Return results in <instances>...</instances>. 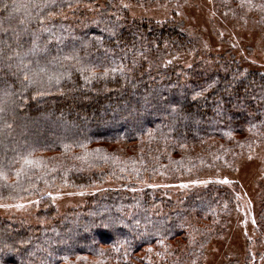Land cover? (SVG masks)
<instances>
[{"label":"trees","instance_id":"trees-1","mask_svg":"<svg viewBox=\"0 0 264 264\" xmlns=\"http://www.w3.org/2000/svg\"><path fill=\"white\" fill-rule=\"evenodd\" d=\"M124 1L186 0H0V202L35 198L47 222L0 219V264H204L226 235L236 182L175 199L130 189L231 171L264 144V70L222 42L186 67L198 44L184 22L133 18ZM210 2L264 31V0ZM106 179L117 186L56 218L47 193ZM253 231V253L224 264H264V190Z\"/></svg>","mask_w":264,"mask_h":264},{"label":"rangeland","instance_id":"rangeland-1","mask_svg":"<svg viewBox=\"0 0 264 264\" xmlns=\"http://www.w3.org/2000/svg\"><path fill=\"white\" fill-rule=\"evenodd\" d=\"M123 6L133 18L162 21L175 16L184 22L198 44L194 53L182 58L186 67L195 60L202 59L204 49L208 51L214 43L222 42L226 45L233 44L238 54H243L245 65L264 70V31L258 26L257 16L252 13L230 18L214 11L210 0H186L178 5L159 4L152 7L136 6L124 1ZM206 178L230 187L236 182L238 207L229 218L226 235L216 240L207 250L204 264H224L229 258L242 259L247 252L252 254L255 246L253 242L248 243V240L252 241L255 237L253 226L258 199L260 192L264 190V144L255 146L231 171L220 169L203 175L200 179L187 177L176 183L163 178H145L130 191L151 190L158 196L175 199L179 192L202 184L207 181ZM224 180L228 183H223ZM116 186L115 181L106 179L103 185L94 188H61L47 194L55 208L56 218H59L69 210L83 207L92 195ZM37 211L35 198L14 203L0 202V219L15 220L27 228L46 225V220L36 217Z\"/></svg>","mask_w":264,"mask_h":264},{"label":"snow or ice","instance_id":"snow-or-ice-1","mask_svg":"<svg viewBox=\"0 0 264 264\" xmlns=\"http://www.w3.org/2000/svg\"><path fill=\"white\" fill-rule=\"evenodd\" d=\"M38 6H39V5H38ZM124 6L127 7V5H124ZM43 7H47V4L43 5ZM40 23L43 24V21L41 20ZM41 31H44V29H41ZM36 39H38V37H36ZM45 47H46V46H45ZM37 49H38V45L36 44V40H34V41H33V49H32L33 53H35V52L37 51ZM72 58H73V56H65V59H72ZM18 67H19V70H20V71H22V72L25 73V75H24V79H25L26 81H28V80H29V75H28V72H27L28 65H27V64H24V63H23V60H21V65L18 66ZM0 111H3V109H0ZM25 163H31V161L25 160ZM19 175H20V173L18 172V173H17V177H19ZM222 182H223V183H228L227 180H224V181H222ZM149 251H151V250L149 249Z\"/></svg>","mask_w":264,"mask_h":264}]
</instances>
